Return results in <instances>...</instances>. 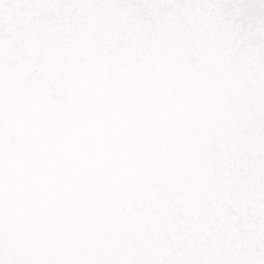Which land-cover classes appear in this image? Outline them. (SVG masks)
I'll use <instances>...</instances> for the list:
<instances>
[{
  "label": "snow or ice",
  "instance_id": "6c2138e0",
  "mask_svg": "<svg viewBox=\"0 0 264 264\" xmlns=\"http://www.w3.org/2000/svg\"><path fill=\"white\" fill-rule=\"evenodd\" d=\"M0 264H264V0H0Z\"/></svg>",
  "mask_w": 264,
  "mask_h": 264
}]
</instances>
